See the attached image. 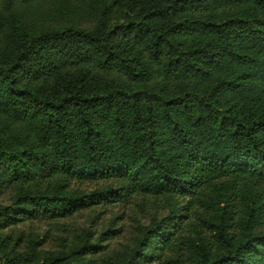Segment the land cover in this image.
<instances>
[{
    "label": "trees",
    "instance_id": "16d2710c",
    "mask_svg": "<svg viewBox=\"0 0 264 264\" xmlns=\"http://www.w3.org/2000/svg\"><path fill=\"white\" fill-rule=\"evenodd\" d=\"M38 2L95 24L0 42V264H264V0H0ZM137 196L169 212L130 254L91 229L18 250L26 221Z\"/></svg>",
    "mask_w": 264,
    "mask_h": 264
},
{
    "label": "rangeland",
    "instance_id": "374dc122",
    "mask_svg": "<svg viewBox=\"0 0 264 264\" xmlns=\"http://www.w3.org/2000/svg\"><path fill=\"white\" fill-rule=\"evenodd\" d=\"M18 21L26 24L31 31L46 30L69 22H76L77 25L86 28H92L95 24V18L90 20L72 19L57 13L55 9H50V5L43 2L17 6L10 11L0 3V23H5L6 29V32L1 35V44L10 33L17 34L15 25ZM76 187L92 191L95 185L77 184ZM168 212V200L165 197L137 196L122 204L85 209L65 220L26 221L18 225L13 233L15 236L24 235V244L18 249L21 253L31 252V239V241H35L46 237V241L38 246V251L44 250L38 252V256H44L48 251L58 254L66 251L67 254L72 248H78L85 243V234L90 229L97 233V236L106 230H112L117 231L116 236L111 235L113 239L103 243L108 250L102 255L107 252L130 254L142 240L147 228L153 222L166 217ZM187 237L195 238L196 233H191ZM186 255L185 257L183 255V259L187 260L190 257L189 252ZM100 256L101 254L97 257Z\"/></svg>",
    "mask_w": 264,
    "mask_h": 264
}]
</instances>
